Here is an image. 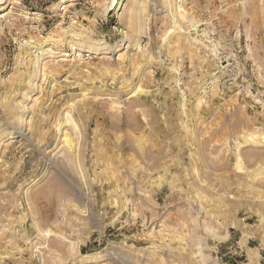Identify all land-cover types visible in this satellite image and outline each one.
Instances as JSON below:
<instances>
[{
	"label": "rangeland",
	"instance_id": "1",
	"mask_svg": "<svg viewBox=\"0 0 264 264\" xmlns=\"http://www.w3.org/2000/svg\"><path fill=\"white\" fill-rule=\"evenodd\" d=\"M110 2L0 0V264H264V0Z\"/></svg>",
	"mask_w": 264,
	"mask_h": 264
},
{
	"label": "bare ground",
	"instance_id": "2",
	"mask_svg": "<svg viewBox=\"0 0 264 264\" xmlns=\"http://www.w3.org/2000/svg\"><path fill=\"white\" fill-rule=\"evenodd\" d=\"M121 0H111L110 10H117ZM99 46V45H98ZM45 50V49H44ZM40 58V57H39Z\"/></svg>",
	"mask_w": 264,
	"mask_h": 264
}]
</instances>
